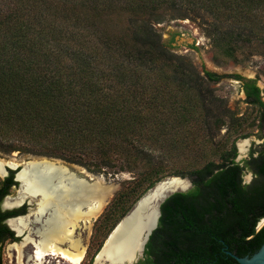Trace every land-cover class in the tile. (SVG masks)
<instances>
[{
  "label": "trees",
  "instance_id": "obj_1",
  "mask_svg": "<svg viewBox=\"0 0 264 264\" xmlns=\"http://www.w3.org/2000/svg\"><path fill=\"white\" fill-rule=\"evenodd\" d=\"M7 1L0 10L4 151H15L8 143L18 141L39 149V156L72 164H79L78 155L94 153L107 166L149 167L151 155L140 139L157 141L149 129L151 109L164 100L148 95V86L160 82L197 93L203 86L202 76L176 64L179 60L149 21L178 0ZM181 1L217 18L264 14V0ZM223 35L220 42L229 56L232 33ZM202 73L210 83L222 79ZM251 90L248 97L263 111L258 119L264 130V104L257 88ZM236 157L232 144L219 163L209 161L185 174L191 187L162 203L157 228L136 264H238L228 252L242 258L259 250L264 242V225L257 231L264 219V143L251 150L248 160L236 162ZM245 171L252 174L249 184L243 183ZM4 196L0 191V202ZM6 235L12 236L0 227V247Z\"/></svg>",
  "mask_w": 264,
  "mask_h": 264
},
{
  "label": "rangeland",
  "instance_id": "obj_2",
  "mask_svg": "<svg viewBox=\"0 0 264 264\" xmlns=\"http://www.w3.org/2000/svg\"><path fill=\"white\" fill-rule=\"evenodd\" d=\"M7 2L0 0V10ZM149 21L165 49L179 60L176 64L188 73L199 74L203 82L199 88L201 95L172 84L158 82L148 86V95L164 100L151 109L153 117L149 129L153 130L157 141L152 145L153 142L140 139V146L151 155L149 167L140 163L128 169L122 162L107 166L94 153L78 155L75 160L79 164H72L39 156V149L27 148L18 141H10L8 145L16 150L6 152V144L0 141V161L5 164L22 165L32 158L52 159L80 177L86 174L98 179L110 189L103 211L89 230L81 223L76 229L75 237L86 247L81 264H93L108 235L149 191L151 183L167 179L189 181L185 176L188 171L209 161L219 163L232 144L236 147L235 161L241 162L248 157L249 150L258 148L263 142L264 130L259 127L258 113L244 103L240 84L233 76L256 79L264 101V14L255 11L252 16L237 20L225 16L217 18L178 0L163 7ZM224 33H232L227 38L231 48L229 56L224 53L228 46L220 42ZM180 34L186 35V43L179 41ZM203 70L222 76V79L210 83L203 78ZM186 117H190L189 120L182 121ZM241 141L248 142L245 153L239 152ZM243 180L246 184L251 182V175L245 173ZM16 195L12 190L8 198ZM20 242L1 245V264H24L23 256L18 261L17 251L11 247ZM24 250L29 253L30 247ZM46 264L68 263L58 257H48Z\"/></svg>",
  "mask_w": 264,
  "mask_h": 264
},
{
  "label": "bare ground",
  "instance_id": "obj_3",
  "mask_svg": "<svg viewBox=\"0 0 264 264\" xmlns=\"http://www.w3.org/2000/svg\"><path fill=\"white\" fill-rule=\"evenodd\" d=\"M247 146V141L239 142V152L245 153ZM4 164L0 161V173H2L0 176L5 174L4 171L2 172ZM17 178L21 184L20 190L16 197L5 199L7 201L5 208H16L25 198L38 197L33 214L35 222L38 223L34 230L36 239L28 238L19 245L11 246L17 251L18 261L23 256L24 264H46L48 257H58L68 264H81L86 247H82L80 238L75 237L76 229L81 223L89 230L91 223L103 211L110 189L100 182L88 184L67 167L50 159L28 161ZM164 181L167 183L161 185L157 192L181 190L188 186L187 181L182 179ZM141 208V211L125 219V223H121L112 242L98 256L96 264H106L107 261L114 263L130 258L134 243L150 218L151 211L148 210V206ZM26 221L19 218L10 221L9 224L17 234H21L28 226ZM260 224L262 225L263 222ZM63 244L68 246L67 250L61 248ZM30 245L33 247V252L24 253V249ZM138 256L139 259L140 254Z\"/></svg>",
  "mask_w": 264,
  "mask_h": 264
},
{
  "label": "water",
  "instance_id": "obj_4",
  "mask_svg": "<svg viewBox=\"0 0 264 264\" xmlns=\"http://www.w3.org/2000/svg\"><path fill=\"white\" fill-rule=\"evenodd\" d=\"M32 159H45V158H32ZM52 160V159H50ZM55 161V160H53ZM27 162L22 163V165H19V171L16 175V181L18 182V191L20 190L21 184L18 181V175L23 171L24 169V164ZM16 167L11 168L15 170ZM5 174L7 173L6 170L3 168ZM2 175L1 177L5 176ZM76 176H78L76 174ZM80 179H83L86 183L88 184H94V183H98L100 182L98 179L96 178H92L89 177L88 175L85 174L84 177H80L78 176ZM187 181V180H185ZM167 183V181L164 182H160L158 184H156L152 189H150L145 195H143L139 201L133 206V208L131 209V211L129 213H127L126 216L123 217V219L114 227V229L112 230V232L108 235L107 239L105 240L103 246L101 247V249L99 250V252L96 254L94 260H93V264H96L97 258L99 255H101L103 253V251L105 250V248L109 245V243L112 242V239L115 237V232L118 230V227H120L121 223H125V219H129L131 216H133L134 214H136L137 212L141 211L143 206H148V210H150V218L149 220H147L146 225L143 227L142 232L140 233L139 237H137L136 243H134L133 246V253L130 256L129 259L127 260H122V261H118V262H114V263H110V262H106V264H136L138 262V255L140 254V257L142 256V253L144 251V247L147 244L149 237L151 236V234L153 233L154 230H156L157 225H158V220L160 218V206L162 205V203L171 195L175 194V193H184L186 191H188V189L191 187V184L189 181H187L188 186L185 189H181V190H161L160 192H157V189L163 185ZM156 192V193H155ZM155 196V197H154ZM38 197H27L23 200V202L17 206L16 208H19L20 206H22L24 204L25 201H27V203L29 205H33L36 209L37 206V201ZM157 205V206H156ZM156 207V209H155ZM34 209V210H35ZM152 209V210H151ZM44 217V216H42ZM264 225V221L263 224L257 228V231L260 230L262 228V226ZM21 234H17L16 233V237H21ZM22 242V241H21ZM20 242V243H21ZM231 258H233L238 264H264V242L261 245V247L259 248V250L254 253L251 256H245V257H237L234 254L231 253H227ZM123 257V256H122Z\"/></svg>",
  "mask_w": 264,
  "mask_h": 264
},
{
  "label": "flooded vegetation",
  "instance_id": "obj_5",
  "mask_svg": "<svg viewBox=\"0 0 264 264\" xmlns=\"http://www.w3.org/2000/svg\"><path fill=\"white\" fill-rule=\"evenodd\" d=\"M233 78L235 80H237L239 82V84H240L239 88H240L241 94L243 95L244 103L247 106H249L251 108H254L257 111L258 115L260 116V114L263 112L261 107L259 105H257V103H253V101L255 99L254 97H251V98L248 97V93L250 91H252L251 88H252V86H254L258 90V92H257L258 100L261 103L264 104V101L262 99V89L260 88L259 83L257 82V80L256 79H252V78H243V77H241L242 79L239 80L235 76H233ZM258 123L260 125V122H258ZM262 140H263V142H262V144H263L264 143V139H262ZM251 150H249V154H250ZM249 154H248V157L245 160L249 159ZM256 154L257 153L253 154V157H256ZM13 165H15V166H11L10 164L9 165L8 164H4L2 166V172L4 171L3 170V168H4L7 173L3 177L0 176V191L2 192L3 195L5 194V196L2 198V201L0 202V220H1L0 221V227L5 226L9 230V232L12 234V236L11 235H6L7 239H6L5 243L6 242L14 243V242H17L18 240L24 241V240H26L28 238H32L33 240H35L36 236L34 234V230L37 228V225H38V223L35 222V215H33L35 213L34 212V209H35L34 204L33 205H29L27 203V201H25L24 204L22 206H20L19 208L8 209L10 207H7V208L4 207V201H5L6 198H8V196L11 193V191L13 190L14 192H16V194L18 192V182L16 181V175H17L20 167H19V165H16V164H13ZM14 167H16L15 170L11 169V168H14ZM245 173L250 174L251 175V180H252V174L250 172H247V171L244 172V175H245ZM0 174H2V173H0ZM243 183H244V180H243ZM249 183H247V184H249ZM244 184H246V183H244ZM19 218L24 220V221L27 220L26 222H28V226H29L30 229L27 228L28 227L27 226L22 231L21 237H16V232L14 231L13 228H11L9 222L13 221V220H18ZM263 221H264V219L261 220L260 222L262 223ZM259 225H261V224H258V226ZM31 228H32V230H31ZM29 247H30V252L29 253L33 252V247L31 245ZM61 248L63 250L64 249L67 250L68 246L63 244V245H61Z\"/></svg>",
  "mask_w": 264,
  "mask_h": 264
},
{
  "label": "built area",
  "instance_id": "obj_6",
  "mask_svg": "<svg viewBox=\"0 0 264 264\" xmlns=\"http://www.w3.org/2000/svg\"><path fill=\"white\" fill-rule=\"evenodd\" d=\"M181 36V37H180ZM180 36H178L179 37V41H183V42H187L188 40L187 39H185L184 37L186 36L185 34H180ZM184 43V44H185ZM192 43H193V41H192Z\"/></svg>",
  "mask_w": 264,
  "mask_h": 264
}]
</instances>
